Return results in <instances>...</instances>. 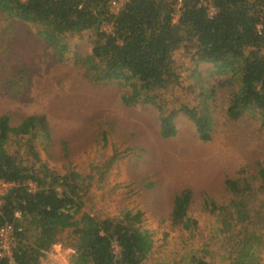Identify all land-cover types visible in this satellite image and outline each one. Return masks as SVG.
Wrapping results in <instances>:
<instances>
[{
  "label": "trees",
  "instance_id": "1",
  "mask_svg": "<svg viewBox=\"0 0 264 264\" xmlns=\"http://www.w3.org/2000/svg\"><path fill=\"white\" fill-rule=\"evenodd\" d=\"M211 4L217 10L212 17L200 0H183L176 23L174 0H132L116 16L93 0H0V12L38 25L40 37L55 46L60 58L69 51L67 35L92 31L94 47L87 62L94 82L102 86L132 82L128 105L137 100L156 104L155 92L181 86L174 55L185 49L197 64L211 65L224 78L218 87L229 89L231 121L250 109L264 116V31L257 30L264 22V0H211ZM111 23L112 34L101 29ZM195 73L201 76L197 67ZM16 81L17 76L11 75L5 83L12 87ZM202 89L207 108L214 90ZM206 108L183 106L163 112L162 138L176 136L175 121L183 113L196 125L200 139L209 142L214 121ZM34 135L49 140L43 116L27 117L16 127L7 115L0 117V179L14 184L0 206V226L14 223L24 228L14 250L16 264H42L58 243H67L74 251L71 264H144L154 242L143 227L142 214L125 212L115 219L85 212L87 189L81 175L48 167L31 145ZM13 137L19 144L17 151L9 148ZM225 186L231 200L217 210L224 216L220 225L230 247V264H264V200L257 204L258 195L264 197V184L257 191L247 181L227 179ZM192 199L189 189L176 194L171 214L174 228L189 232L199 227L190 217ZM16 213L21 219L15 218ZM205 256L194 255L191 264H210Z\"/></svg>",
  "mask_w": 264,
  "mask_h": 264
},
{
  "label": "rangeland",
  "instance_id": "2",
  "mask_svg": "<svg viewBox=\"0 0 264 264\" xmlns=\"http://www.w3.org/2000/svg\"><path fill=\"white\" fill-rule=\"evenodd\" d=\"M174 1L176 23L181 0ZM113 25L101 29L112 34ZM38 31V25L0 12V117L7 115L14 127L27 117H44L49 140L34 135L31 145L54 171L81 175L87 189L85 212L115 219L125 212L142 214L143 227L154 242L144 264H191L194 255H206L210 264H230V247L220 225L224 216L217 208L231 200L227 179L247 181L262 190V113L250 109L231 121L229 89L218 87L224 78L211 65L197 64L185 49L174 55L181 86L155 92L156 104L137 100L128 105L132 82H94L87 62L94 47L92 31L67 35L69 51L61 58ZM11 75L18 80L12 90L5 83ZM202 88L214 90L207 108ZM183 106L210 112L214 127L209 142L200 139L196 125L183 113L175 121L176 136L162 138V113ZM9 148L19 149L16 137ZM185 189L193 193L190 217L199 225L189 232L174 228L171 221L175 196ZM258 196L257 204L264 200ZM64 248L74 252L67 243Z\"/></svg>",
  "mask_w": 264,
  "mask_h": 264
},
{
  "label": "built area",
  "instance_id": "3",
  "mask_svg": "<svg viewBox=\"0 0 264 264\" xmlns=\"http://www.w3.org/2000/svg\"><path fill=\"white\" fill-rule=\"evenodd\" d=\"M101 1L102 4H105L110 13L114 16L122 12L125 7L132 0H93ZM180 9H178L177 14H181V9L183 6V0L180 2ZM200 4L207 8L208 14L210 17L214 16L217 13L215 7L212 6L211 0H200ZM264 12V7L262 8ZM179 20V19H178ZM258 32L261 34L264 31V22H261L257 26ZM14 184L7 183L4 180L0 179V206L4 203V197L9 193L10 189ZM34 188L33 185H31ZM16 219H21V214H15ZM24 228L22 226H17L14 223H8L3 226H0V260H7L8 264H16L14 259V250L19 243V235L23 233ZM53 247L61 250L63 248L62 243H58ZM120 251L118 246H115V253L118 254Z\"/></svg>",
  "mask_w": 264,
  "mask_h": 264
},
{
  "label": "crops",
  "instance_id": "4",
  "mask_svg": "<svg viewBox=\"0 0 264 264\" xmlns=\"http://www.w3.org/2000/svg\"><path fill=\"white\" fill-rule=\"evenodd\" d=\"M53 248L54 251L51 249V252H47L45 254L44 258L42 259V264H56L57 262H59V264H71L70 259L74 252L67 248H64L65 250H59L55 247Z\"/></svg>",
  "mask_w": 264,
  "mask_h": 264
}]
</instances>
